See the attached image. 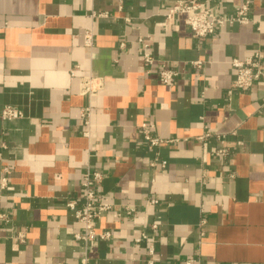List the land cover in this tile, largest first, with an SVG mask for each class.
<instances>
[{
    "label": "crops",
    "instance_id": "0c3cea01",
    "mask_svg": "<svg viewBox=\"0 0 264 264\" xmlns=\"http://www.w3.org/2000/svg\"><path fill=\"white\" fill-rule=\"evenodd\" d=\"M177 1L0 0V24H8L0 113L23 112L0 117V176L9 187L0 190V213L10 217L0 224V264H82L73 239L81 224L65 202L80 193L85 167L103 174V201L112 205L97 222L112 240L92 242L88 264H264V77L250 91H230L231 60L264 54V0H221L219 15L249 1V20L203 40L183 16L166 19ZM90 27L91 49L83 41ZM139 38L177 71L173 86L159 82L156 67L145 72ZM88 74L103 80L90 98L79 89ZM144 123L171 141L158 153L142 140ZM207 132L229 150L224 164L210 155L222 146L215 136L200 140ZM144 231L153 239L136 242Z\"/></svg>",
    "mask_w": 264,
    "mask_h": 264
},
{
    "label": "built area",
    "instance_id": "2783aa9c",
    "mask_svg": "<svg viewBox=\"0 0 264 264\" xmlns=\"http://www.w3.org/2000/svg\"><path fill=\"white\" fill-rule=\"evenodd\" d=\"M221 0H178L173 4V6L168 10L166 19L170 20L177 16H183L184 23L189 27L190 34L193 38L197 40H203L208 36L212 35L217 28L222 27L225 24H245L248 22V14L250 12L251 4L249 1H244L235 8L233 15H219L215 12V4L219 3ZM92 18H98L105 16V13L92 12ZM8 24H0V31L6 28ZM83 41L85 47L93 48L94 46V31L90 27L84 31ZM139 44L143 47L142 60L144 66L148 67L145 69L146 73H150L151 67H156V76L160 83L166 86H173L176 78L178 76L177 71L169 65L167 61L158 60L153 54L148 50V44L144 39H138ZM264 57L263 51L258 48L251 56L239 59L233 58L230 62V66L234 72L235 78L232 82L231 90H238L241 92L250 91L253 86L264 77V69L261 68V62ZM191 65L197 68L202 66L201 60H196L191 62ZM79 65H76L71 70V76H75L76 70H78ZM103 87V80L99 77L88 74L79 78V89L80 93L88 96L90 98L96 92H98ZM89 112L88 109H84L82 112V117H86ZM23 116L22 110L12 106H5L0 117L4 120H11L15 118H20ZM88 120L86 119L85 122ZM142 140L146 146L151 149L158 150V148L171 141L164 140L156 134V127L153 123H144L141 125ZM215 136L218 143H221L220 134H210L209 132L203 134L200 140L203 145L206 146L207 141L210 137ZM158 153V152H156ZM214 159L219 160L221 164L228 161L229 150L226 146L222 144L220 147L211 148V154ZM205 160V159H204ZM165 162H161L162 167L165 166ZM151 166L157 165V158H155L151 163ZM11 168H4L5 173H9ZM80 182V193L75 198H69L65 202L66 208L73 213L76 221L81 224V230L73 234V239L83 245L84 251L82 254V264H88V248L89 245L94 241H110L112 240V233L108 230H99L97 226L98 219L104 213L112 210V205L103 201L104 194L101 191L103 174L98 171L91 170L89 167H85ZM205 178V174H202V179ZM8 177L6 175L0 176V190L8 189ZM156 203L155 200L152 201ZM125 211L130 214L134 211V208H126ZM9 215L5 212L0 213V224L7 223L9 221ZM158 229L157 224H152L149 230L156 232ZM18 239L24 242L25 234L20 233ZM153 239L150 236L149 231H144L140 234L138 238L135 239L136 242L141 240ZM154 253V246L152 243L148 245V255L151 257ZM194 259L190 258L187 260V264H191ZM149 264H153L149 260Z\"/></svg>",
    "mask_w": 264,
    "mask_h": 264
}]
</instances>
